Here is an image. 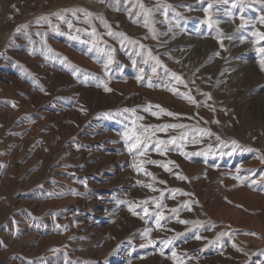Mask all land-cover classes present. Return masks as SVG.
I'll use <instances>...</instances> for the list:
<instances>
[{
	"label": "rangeland",
	"instance_id": "1",
	"mask_svg": "<svg viewBox=\"0 0 264 264\" xmlns=\"http://www.w3.org/2000/svg\"><path fill=\"white\" fill-rule=\"evenodd\" d=\"M261 18L264 0H0V264H264Z\"/></svg>",
	"mask_w": 264,
	"mask_h": 264
},
{
	"label": "bare ground",
	"instance_id": "2",
	"mask_svg": "<svg viewBox=\"0 0 264 264\" xmlns=\"http://www.w3.org/2000/svg\"><path fill=\"white\" fill-rule=\"evenodd\" d=\"M2 17H3V16H2ZM2 17H1V18H2ZM10 20H11V19H10ZM0 25H1V24H0ZM6 27H7V26H6ZM6 30H7V28H6ZM40 45H41V44H40ZM41 46H42V45H41ZM26 48H27V47H26ZM26 48H25V49H26ZM49 48H50V47H49ZM2 49H3V48H2ZM21 49H22V48H21ZM9 50H10V49H9ZM31 50H32V49H31ZM6 51H7V49H6ZM26 51H27V50H26ZM21 53H23V52L21 51ZM24 53H25V52H24ZM59 54H60V53H59ZM62 54H63V53H62ZM2 55H3V54H2ZM27 55H29V54H27ZM27 55H26V56H27ZM30 56H31V55H30ZM59 56H60V55H59ZM59 56H58V57H59ZM40 57H41V56H40ZM60 57H61V56H60ZM29 58H30V57H29ZM36 58H37V57H36ZM64 58H65V57H64ZM30 59H31V58H30ZM36 62H37V61H36ZM40 62H41V61H40ZM26 63H27V62H26ZM31 63H32V62H31ZM34 63H35V62H34ZM35 66H36V65H35ZM50 66H51V65H50ZM75 67H77V66L75 65ZM40 68H41V66H40ZM44 69H45V68H44ZM49 69H50V68H49ZM53 70H54V69H53ZM18 71H19V70H18ZM41 71H42V70H41ZM80 71H81V70H80ZM82 71H83V70H82ZM48 73H49V72H48ZM56 73H57V71L55 72V74H56ZM42 74H43V73H42ZM43 75H44V74H43ZM28 76H29V75H28ZM48 76H50V74H49ZM48 76H47V77H48ZM55 76H57V75H55ZM55 76H54V77H55ZM59 76H60V75H59ZM42 77H43V76H42ZM45 78H46V77H45ZM55 78H56V77H55ZM58 78H59V77H58ZM15 79H16V78H15ZM15 79H14V80H15ZM48 79H49V78H48ZM50 79H51V78H50ZM73 79H74V78H73ZM21 80H22V79H21ZM57 80H58V79H57ZM57 80H56V81H57ZM51 81H52V80H51ZM14 82H15V81H14ZM18 82H20V81H18ZM41 82H42V81H41ZM16 83H17V80H16ZM52 83H53V82H52ZM21 84H22V83H21ZM49 84H50V83H49ZM19 85H20V84H19ZM47 85H48V84H47ZM51 85H52V84H51ZM58 86H59V85H58ZM56 87H57V86H56ZM65 87H66V86H65ZM23 88H24V87H23ZM62 88H63V87H62ZM63 89H64V88H63ZM66 90H67V89H66ZM56 91H57V90H56ZM72 91H73V90H72ZM59 92H60V91H59ZM66 92H68V91H66ZM76 92H77V91H76ZM56 93H58V92H56ZM62 93H63V92H62ZM87 94H88V93H87ZM87 94H85V95H87ZM78 95H79V94H78ZM86 97H87V96H86ZM78 99H80V98H78ZM90 99H91V98H90ZM69 100H70V99H69ZM72 100H73V99H72ZM91 101H92V100H91ZM103 101H104V100H103ZM79 103H81V102H79ZM4 105H5V104H4ZM80 106H81V105H80ZM90 106H91V105H90ZM2 107H3V106H2ZM0 108H1V107H0ZM7 108H9V107H7ZM10 108H11V107H10ZM80 108H81V107H80ZM1 109H2V108H1ZM88 110H89V109H88ZM3 112H5V111L3 110ZM3 112L0 114V120L2 119V120H4V122H6V121H7V122H11L12 119H11L10 117H11L14 113L11 112V113H13V114H9V113H8L9 115H7V114H4ZM15 112H16V111H15ZM6 113H7V111H6ZM16 118H17V117H16ZM16 120H18V119H16ZM14 121H15V120H14ZM21 121H22V120H21ZM75 122H76V121H75ZM4 124H5V123H4ZM16 126H17V125H16ZM19 126H20V125H19ZM31 126H32V125H31ZM76 127H77V126H76ZM3 128H4V127H3ZM3 128H2V129H3ZM9 128H10V127H9ZM27 128H28V127H27ZM7 129H8V128H7ZM25 129H26V128H25ZM84 129H85V128H84ZM23 131H25V130H23ZM23 131H22V132H23ZM27 131H29V130H27ZM31 131H32V129H31ZM29 132H30V131H29ZM32 132H33V131H32ZM25 133H26V132H25ZM17 134H18V133H17ZM19 134H20V133H19ZM21 135H22V134H21ZM27 135H28V133H27ZM5 136H6V134H5ZM8 136H9V135H8ZM11 136H12V135H11ZM19 136H20V135H19ZM24 136H25V135H24ZM27 138H28V137H27ZM6 140H8V139H6ZM13 140H14V139H13ZM16 140H17V139H16ZM18 140H19V139H18ZM22 141H23V139H22ZM10 144H11L10 147H12L13 151H14L17 155L19 154V155L22 156L20 148H19V147H16V143L13 141V142H11ZM40 144H41V143H40ZM44 144H45V143H44ZM38 145H39V144H38ZM30 146H31V145H30ZM26 147H27V146H26ZM45 147H46V146H45ZM33 148H34V147H33ZM23 150H24V149H23ZM34 150H35V149H34ZM34 150H33V151H34ZM26 152H27V150H26ZM26 152H25V153H26ZM39 152H40V151H39ZM39 152H38V154H39ZM44 152H45V151H44ZM78 152H79V151H78ZM34 153H35V152H34ZM34 153H33V154H34ZM26 154H27V153H26ZM31 154H32V153H31ZM35 155H36V154H35ZM35 155H34V156H35ZM40 155H41V154H40ZM23 156H24V155H23ZM23 156H22V157H23ZM32 156H33V155H32ZM38 156H39V155H38ZM23 158H24V157H23ZM43 158H44V157H43ZM15 159H16V158H15ZM27 159H28V158H27ZM34 159H35V158H33V160H34ZM36 159H37V158H36ZM33 160H32V161H33ZM20 161H21V160H20ZM25 161H26V160H25ZM35 162H36V161H35ZM13 163H14V162H13ZM20 164H21V163H20ZM9 165H10V164H9ZM26 165H27V164H26ZM34 165H35V164H34ZM23 166H24V165H23ZM9 167H10V166H9ZM12 167H13V166H12ZM20 167H21V166H20ZM33 167H34V166H33ZM6 168H7V167H6ZM24 168H25V167H24ZM27 168H28V165H27ZM36 168H37V167H36ZM36 168H35V169H36ZM44 168H45V167H44ZM10 169H12V168H10ZM10 169H9V170H10ZM18 169H19V168H18ZM20 169H21V168H20ZM12 171H13V170H12ZM16 171H17V170H16ZM28 172H29V171H28ZM42 173H43V172H42ZM21 174H22V173H21ZM15 175H16V174H15ZM23 175H24V174H23ZM42 175H43V174H42ZM21 176H22V175H21ZM2 177H3V176H2ZM18 177H19V176H18ZM40 177H41V176H40ZM15 178H16V177H15ZM5 179H6V178H5ZM16 179L18 180V178H16ZM16 179H15V180H16ZM2 180H3V179H2ZM7 180H8V179H7ZM10 180H11V179H10ZM13 180H14V179H13ZM13 180H11V181H13ZM0 182H1V181H0ZM54 182H55V181H54ZM2 183H3V182H2ZM6 183H8V182H6ZM9 183H10V182H9ZM14 184H15V183H14ZM19 184H20V183H19ZM59 184H60V183H59ZM15 185H16V184H15ZM55 185H56V184H55ZM90 185H91V184H90ZM5 186H6V185H5ZM13 186H14V185H13ZM9 187H12V185H10ZM99 187H100V186H99ZM51 188H52V187H51ZM80 188H81V187H80ZM57 189H58V187H57ZM7 190H8V189H7ZM55 194H56V193H55ZM20 195H21V194H20ZM47 195H48V194H47ZM52 195H53V194H52ZM56 195H57V194H56ZM74 195H75V194H74ZM50 196H51V195H50ZM58 196H60V195H58ZM15 197H16V196H15ZM67 197H68V196H67ZM70 197H71V196H70ZM7 198H8V197H7ZM19 198H20V197H19ZM21 198H22V197H21ZM51 198H52V197H51ZM5 199H6V198H5ZM41 199H42V198H41ZM52 199H53V198H52ZM61 199H62V198H61ZM73 199H74V198H73ZM27 200H29V199H27ZM35 200H36V199H35ZM39 200H40V199H39ZM39 200H38V201H39ZM57 200H58V198H57ZM74 200H75V199H74ZM0 201H1V200H0ZM3 202H4V201H3ZM3 202H2V203H3ZM7 202H8V199H7ZM16 202H17V201H16ZM25 202H26V200H25ZM30 202H31V201H30ZM38 203H39V202H38ZM41 203H42V202L39 203V206L41 205ZM65 203H66V202H65ZM43 204H44V203H43ZM53 204H54V203H53ZM53 204H52V205H53ZM62 204H63V203H62ZM67 204H68V203H67ZM70 204H72V203H70ZM5 205H6V204H5ZM25 205H26V203H25ZM27 205H28V204H27ZM33 205H34V204H33ZM1 206H2V205H1ZM17 206H18V205H17ZM42 206H43V205H42ZM18 207H19V206H18ZM20 207H21V206H20ZM33 207H34V206H33ZM68 207H69V206H68ZM42 208H43V207H42ZM42 208H41V209H42ZM65 208H66V207H65ZM9 210H10V209H9ZM12 210H13V209H12ZM31 210H32V209H31ZM36 210H37V209H36ZM36 210H35V211H36ZM8 212H10V211H8ZM3 213H4V211H3ZM28 214H31V212L28 213ZM20 215H21V214H20ZM20 215H19V217H20ZM12 216H13V214H12ZM16 216H17V215H16ZM17 217H18V216H17ZM8 218H9V217H8ZM24 218H25V217H24ZM26 218H27V217H26ZM65 218H66V217H65ZM22 220H23V219H22ZM102 221H103V220H102ZM6 222H7V221H6ZM99 222H100V221H99ZM19 223H20V222H19ZM0 224H2V223H0ZM21 224H22V223H21ZM25 224H26V223H25ZM91 224H92V223H91ZM105 224H106V223H105ZM6 225H7V224H6ZM13 225H14V223H13ZM22 225H23V224H22ZM26 225H28V223H27ZM14 226H15V225H14ZM67 226H68V225H67ZM84 226H85V225H84ZM96 226H97V225H96ZM0 227H1V226H0ZM20 227H22V226H20ZM75 227H76V226H75ZM89 227H90V226H89ZM105 227H106V226H105ZM8 228H9V227H8ZM116 228H117V227H116ZM20 229H21V228H20ZM102 229H103V228H102ZM105 229H106V228H105ZM108 229H109V228H108ZM4 230H5V229H4ZM28 230H29V229H28ZM65 230H66V229H65ZM94 230H95V229H94ZM103 230H104V229H103ZM10 231H11V230H10ZM29 231H30V230H29ZM101 231H102V230H100V232H101ZM7 232H8V231H7ZM11 232H12V231H11ZM20 232H21V231H20ZM91 232H92V231H91ZM100 232H99V233H100ZM16 233H17V232H16ZM18 233H19V232H18ZM23 233H25V230H23ZM23 233L19 234V236H21ZM34 233H35V232H34ZM97 233H98V232H97ZM97 233H96V234H97ZM26 234L28 235V232H27ZM42 234H43V233H42ZM8 235H9V234H8ZM24 235H25V234H24ZM27 235H26V236H27ZM19 236H18V237H19ZM22 236H23V235H22ZM64 236H65V235H64ZM105 236H106V235H105ZM11 237L13 238L12 241H14V242L16 241V244H15V247L17 248L16 250H22V249L24 248V242H23L24 239H21V241H20V240H18V238H17V239L14 238V235H11ZM23 237H24V236H23ZM93 237H94V236H93ZM96 237H97V236H96ZM106 237H107V236H106ZM106 237H105V238H106ZM67 238H68V237H67ZM97 238H98V237H97ZM102 238H103V237H102ZM14 239H15V240H14ZM26 239H27V238H26ZM40 239H42V237H41ZM90 239H91V238H90ZM92 239H94V238H92ZM8 240H9V238H8ZM36 240H37V238H35V237L32 238V239H29V243H30V245H33V244L35 243ZM38 240H39V239H38ZM88 240H89V239H88ZM102 240H103V239H102ZM106 240H107V238H106ZM44 241H45V239H44ZM48 241H49V240H48ZM86 241H87V240H86ZM91 241H92V240H91ZM26 243H27V242H26ZM29 243H28V244H29ZM79 243H80V242H79ZM12 244H13V243H12ZM12 244H11V245H12ZM28 244H27V245H28ZM36 244H37V242H36ZM38 244H39V243H38ZM41 244H42V243H41ZM95 244H96V243H95ZM101 244H102V243H101ZM30 245H28V246H30ZM39 245H40V244H39ZM92 245H94V244H92ZM92 245H91V246H92ZM33 246H34V245H33ZM96 246H97V244H96ZM1 247H3V245H2ZM30 247H31V246H30ZM5 248H6V247H5ZM25 248H26V247H25ZM83 249H84V248H83ZM96 249H98V248H96ZM29 251H30V250H29ZM84 251H85V250H84ZM98 251H99V250H98ZM98 251H97V252H98ZM101 251H102V250H101ZM3 252H4V251H3ZM94 252H96V251H94ZM0 254H1V251H0ZM9 254H10V253H9ZM17 254H18V253H17ZM98 254H99V253H98ZM2 255H3V254H2ZM19 256H20V255H19ZM92 257H93V256H92ZM0 258H2V256H1ZM18 259H19V257H18ZM3 260H4V259H3ZM20 260H21V259H20ZM22 261H23V260H22ZM22 261H21V262H22ZM104 261H105V260H104ZM0 262H1V261H0ZM2 262H3V261H2ZM14 262H16V260H14ZM21 262H19V264H20ZM23 263H24V262H23ZM17 264H18V263H17ZM102 264H103V263H102Z\"/></svg>",
	"mask_w": 264,
	"mask_h": 264
},
{
	"label": "snow or ice",
	"instance_id": "3",
	"mask_svg": "<svg viewBox=\"0 0 264 264\" xmlns=\"http://www.w3.org/2000/svg\"><path fill=\"white\" fill-rule=\"evenodd\" d=\"M73 15H75V11H73ZM91 13H86V16H90ZM63 18V17H61ZM261 23H264V18H261ZM20 29L18 28L17 31H19ZM110 35L112 33H109ZM260 38L264 39V33H260ZM261 52H264V48L260 49ZM261 64L264 65V60L261 61ZM177 79L179 80L180 78L177 77ZM181 83H183V81H181ZM151 86V85H149ZM108 91H111V89H107ZM173 91L175 92L176 89H173ZM187 100H189V102L191 103H195V99L191 96H186L185 97ZM159 107V106H157ZM163 111V110H162ZM153 115H156V113H152ZM167 115L171 116L173 115V113L168 112ZM177 127H184L183 125H175V124H171V125H164L159 127L158 129H156L157 131H161V132H166L169 128H177ZM146 135H144L143 140H141L140 137H136V143L132 144V146L129 148V151H132L133 148H136L139 144H143V150L140 151L139 155H144V152L147 151V148L149 146V142L151 141V136L155 135V131L151 132V134H147L149 132V129L145 128L142 130ZM176 142V138L173 137L171 140L167 141V143H171V144H175ZM165 141H157L156 142V150L160 151V145L165 144ZM236 142L233 141V144H235ZM262 160H264V158H262ZM150 163H157V161H150ZM163 167L167 168V165H162ZM139 170H143V169H139ZM168 171H172L171 168H167ZM180 179H187V177L184 176H180ZM147 187H151V185H147ZM155 190V189H153ZM146 203V202H145ZM145 212H147V208L144 209ZM173 211H175V209H173ZM183 223H187V221H182ZM159 223V221H158ZM152 241H149V243H151ZM175 255V254H174Z\"/></svg>",
	"mask_w": 264,
	"mask_h": 264
}]
</instances>
